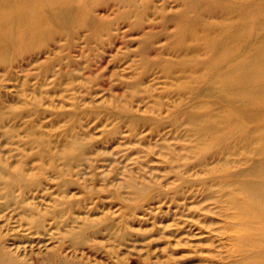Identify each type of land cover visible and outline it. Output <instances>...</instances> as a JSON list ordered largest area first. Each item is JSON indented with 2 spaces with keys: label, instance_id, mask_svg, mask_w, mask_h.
<instances>
[{
  "label": "rangeland",
  "instance_id": "obj_1",
  "mask_svg": "<svg viewBox=\"0 0 264 264\" xmlns=\"http://www.w3.org/2000/svg\"><path fill=\"white\" fill-rule=\"evenodd\" d=\"M185 1L70 0L0 55V246L20 263L251 253L231 198L261 155L237 129L219 137L228 102L206 41L240 0Z\"/></svg>",
  "mask_w": 264,
  "mask_h": 264
},
{
  "label": "bare ground",
  "instance_id": "obj_2",
  "mask_svg": "<svg viewBox=\"0 0 264 264\" xmlns=\"http://www.w3.org/2000/svg\"><path fill=\"white\" fill-rule=\"evenodd\" d=\"M196 1L186 0L185 4L194 9ZM204 1L209 6L215 0ZM69 4L70 0H0V55L16 42L26 43L32 27L46 33L49 22L43 23V15L47 8L61 19L71 8ZM230 9L238 14V22L219 25L215 37L206 39L213 58L209 67L216 84L212 88L228 102L224 117L228 124L219 137L237 129L261 155L246 171V177L236 181L239 192L231 203L243 230L240 241L251 251L239 264H264V0H240ZM184 18L182 15L179 24L186 32ZM233 100H239L240 106L232 107ZM19 178L17 173L6 181L11 186ZM0 264L23 263L0 246Z\"/></svg>",
  "mask_w": 264,
  "mask_h": 264
}]
</instances>
